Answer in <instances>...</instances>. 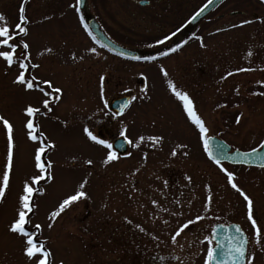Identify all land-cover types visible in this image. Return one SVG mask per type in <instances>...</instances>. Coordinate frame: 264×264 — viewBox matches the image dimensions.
Wrapping results in <instances>:
<instances>
[{"label":"rangeland","instance_id":"rangeland-1","mask_svg":"<svg viewBox=\"0 0 264 264\" xmlns=\"http://www.w3.org/2000/svg\"><path fill=\"white\" fill-rule=\"evenodd\" d=\"M150 1L149 7H141L131 0H87L85 11L111 41L127 49L154 50V59L127 61L94 42L76 0H0L5 18L0 26L13 30L24 7L28 35L21 42L30 45L26 63L39 65L25 72L28 79L36 78L34 88L26 90L14 83L19 65L9 68L0 60V118L12 125L14 142L9 186L0 198V264H28L22 239L9 227L17 218L24 183L39 174L35 151L41 143L45 179L38 188L32 185V211L26 220L35 242L52 253L51 264H204L205 237L218 222L239 224L250 241L247 262L264 264V170L222 164L253 201V218L261 230L257 239L246 202L207 160L198 129L168 87L171 82L187 94L207 136L224 140L231 150L261 147L264 0L225 1L198 23L182 47L164 56H157L158 48L165 47H157L161 44L156 41L181 37L208 0ZM235 12L243 14L231 15ZM44 81L62 90L56 94L59 100L39 91L51 92ZM126 94L130 107L117 117L108 104ZM44 99L51 101V111L43 107ZM27 106L40 109L31 118L37 141L27 138ZM84 127L109 144L123 137V130L132 143L124 156L105 164L108 150L90 141ZM152 137L162 139L154 142ZM6 164L7 133L0 120V186ZM137 186L145 192L138 193ZM78 192L84 195L61 212L63 200ZM126 218L129 237L121 231ZM146 218L159 223L147 225ZM185 224L174 243L172 237Z\"/></svg>","mask_w":264,"mask_h":264},{"label":"snow or ice","instance_id":"snow-or-ice-1","mask_svg":"<svg viewBox=\"0 0 264 264\" xmlns=\"http://www.w3.org/2000/svg\"><path fill=\"white\" fill-rule=\"evenodd\" d=\"M212 0H208L210 4ZM76 3L79 4L80 0H76ZM207 5H205V8ZM79 11V8H77ZM204 8L200 9V12H203ZM200 12H197L196 15H200ZM24 7L21 6L19 9V22L15 24V29H11L9 26H0V60L5 62L9 68H11L14 64L19 65V75L15 78L14 83L23 86L26 90H32L34 88V84L36 83V78L33 77L32 79H28L25 75V72L31 68H37L39 65L31 64L29 65L26 63L28 60V49L30 45L26 42L22 43L21 40L24 37H27L28 30L23 25L28 23V20L25 16ZM4 16L0 15V21L4 20ZM195 19V17H193ZM87 31V28L85 29ZM90 36L92 35L91 32L88 33ZM175 35V33H173ZM96 38L93 37V40ZM167 39L168 36H165L163 39H159L156 41L157 44H163ZM103 47V45H101ZM91 52H95V49H90ZM171 51H176L175 48L171 49ZM162 55H167V53H162ZM251 55V53H249ZM132 59L139 60L140 57H132ZM145 59H154L153 57H146ZM251 69H240L239 71H250ZM163 71V69H162ZM165 75L167 73L165 72ZM233 75V73L229 72L228 76ZM226 79V77H224ZM104 77H101V81H103ZM44 84L47 85L48 89H51V92L45 91L44 88H40L45 97L52 96L53 100H59L62 90L60 88L53 87L50 81H44ZM168 87L173 91L174 95L183 102V109L187 113V118L191 121L192 124L198 129L199 138L203 143L204 151L208 154V158L217 165L219 170L226 176L227 184L234 189L243 200L246 202V209H247V220L251 223V227L254 230V234L259 239L261 230L257 226V221L253 218L254 217V210H253V201L249 198V196L241 190L240 187L237 186L235 181V173L229 171L225 167L222 166L221 159L217 158L213 151L210 149V137L207 136L208 128L205 126L204 121L198 117L196 112L194 111L192 101L189 99L187 94L182 92L176 91L175 86L169 82ZM137 97L133 96L132 100H135ZM101 99H103V89H101ZM43 107L48 111H51L49 99L43 100ZM128 105L125 104L122 106L123 108L127 107ZM121 110V114H122ZM40 109L32 106H27L25 109V114L27 119V123L25 127L28 130L27 138L30 141H37L36 128L34 127V121L31 119L35 114L39 113ZM3 123V127L7 133V164L5 166V170L3 171L2 177V186H0V198L5 195V190L9 186L10 180V172L13 167V127L9 123L7 119L0 118ZM240 117H237L236 122L239 123ZM84 135L90 140L93 141L97 145L103 146V148L107 149V156L103 161L105 164H108L111 161L117 159V154L112 151V145L109 144L107 141L103 139H98L96 135H94L88 127L83 128ZM121 136L125 137V141L127 143H132V141L128 140L125 131H121ZM154 142L162 139L161 137H152L150 138ZM140 140H143V137H140ZM135 146V145H134ZM47 147H53V145H47ZM255 151V149L253 150ZM45 152V145L41 143V146L36 149L35 151V167L39 169V174L34 176L30 182H25L23 185L22 194L18 197V209H17V218L10 224L9 231L13 234H16L22 239L23 242V254L27 259L28 264H51V257L52 253L45 247L44 243H37L34 240V231L26 230L25 224L28 222L26 220V216L29 212L32 211L30 207V200L33 195V187L39 183L41 180L45 179L44 173L46 171L45 165L41 162V153ZM172 155H176L175 152ZM239 155V153H237ZM244 155H248L245 153ZM87 163H91V161H87ZM50 168L51 165H48ZM264 167V165H262ZM51 178V177H49ZM81 188L83 185L80 186ZM83 192H78L76 195L69 196L68 198L64 199L63 202L59 205L60 211L62 212L67 206L71 203L77 201L81 196H83ZM155 203V201H154ZM59 213H54V215H58ZM203 219L202 217H197V220ZM189 224L192 221L188 222ZM51 227V225H49ZM188 227V224L183 225V227L176 232V234L172 237L173 242L175 243L176 238L181 234V232ZM36 229L40 228V225L35 226ZM237 233L239 234V238L234 242L230 241L229 248H228V256L231 259L232 264H244L245 256H246V244L248 243L247 239L244 237V233L241 228L238 226L236 228ZM214 236V231L213 234ZM208 244L207 247V254L204 261V264H212V262L216 259V249L212 246V238L209 236L205 237V241ZM217 247H222L218 245ZM219 264H226L225 261H219ZM247 264H252V260L248 259Z\"/></svg>","mask_w":264,"mask_h":264},{"label":"water","instance_id":"water-1","mask_svg":"<svg viewBox=\"0 0 264 264\" xmlns=\"http://www.w3.org/2000/svg\"><path fill=\"white\" fill-rule=\"evenodd\" d=\"M223 1L225 0H212L210 4L207 2L205 4L207 5V7L205 8V5L202 7L204 8V11L200 12L199 10L198 12H200V15L197 16L195 14L193 16L195 17V19H193L192 17L189 20L186 28L184 29V33H187L191 29H193L200 20H202L206 15H208L211 11H213ZM137 4L139 6H146L148 3L145 1H140ZM85 5H86V0H80V3L78 4L79 10L84 11ZM83 18L86 22L88 29L90 30L93 37L96 38L97 42L100 45H103V47L109 50L111 53L129 60H136V59H132V57L141 56V53L137 51L124 49L111 42L100 30L99 25L97 24L95 19L87 12L83 14ZM129 101H130L129 96H122L120 98L114 99L110 102L109 109L110 111L114 112L116 115L121 116L128 108ZM125 104H127L128 106L123 108L122 110V106ZM121 110H122V114H121ZM210 138L211 139H210L209 147L213 151L214 155L217 158L221 159L222 163H227L230 165H241L245 167L264 168L262 167V165H264V144L261 146L260 149H255V151H253L254 149L250 151H238V150L230 151V147L222 140L215 137H210ZM127 146L128 143L122 137L117 138L112 143V148L119 154L125 153ZM237 153H239V155H237ZM245 153H247L248 155H244ZM237 227L238 225L236 224H230V225L217 224L212 227L210 235L212 241L214 242V248L216 249L215 252L216 259L212 262V264H219V261H225L226 264H232L231 259L228 256V248L230 241L234 242L239 238V234L236 231ZM213 231H214V236L212 235ZM244 237L246 238L245 234ZM218 245L222 247H217ZM246 247L247 244L245 248ZM244 264H245V260H244Z\"/></svg>","mask_w":264,"mask_h":264},{"label":"flooded vegetation","instance_id":"flooded-vegetation-1","mask_svg":"<svg viewBox=\"0 0 264 264\" xmlns=\"http://www.w3.org/2000/svg\"><path fill=\"white\" fill-rule=\"evenodd\" d=\"M132 1V3L133 4H136L135 3V0H131ZM145 1H147L148 2V4L145 6V7H149L150 6V4H151V1L150 0H145ZM164 1H166V0H159L158 1V3H162V2H164ZM161 5V4H160ZM217 10V9H216ZM216 10H214L213 12H215ZM212 12V13H213ZM211 14V13H210ZM243 13L242 12H240V13H238V12H235V14H231V15H242ZM209 16L210 15H208V16H206L203 20H205V19H208L209 18ZM222 16H223V14H221V15H218V18L217 19H221L222 18ZM198 25V24H197ZM197 25L194 27V28H196L197 27ZM192 32L193 31H189L188 33H184V31H183V35L180 37V35L178 34V35H176V36H173V37H169L170 39H168V40H166L163 44H161V45H157V47H165V48H158L160 51H158L159 52V55H157V56H164V55H162V53H167V55L168 54H172V53H175L180 47H182L183 45V43H186V40L191 36V34H192ZM110 35L112 36V37H114L113 36V34H111L110 33ZM115 38V37H114ZM114 43H116L117 45H119V46H121V47H123V48H126V46L124 45V44H121V43H118V42H116V41H114ZM98 44V43H97ZM173 48H175L176 49V51H171V49H173ZM102 49L107 53V54H109V55H111V56H113V57H116L115 55H113V54H111L108 50H106L105 48H103L102 47ZM162 49V50H161ZM140 51V53H142V54H144V55H142L141 57H140V59L139 60H148V59H145L146 57H152L153 56V54H150V53H154V50L153 51H150V50H146V51H142V50H139ZM116 58H118V59H121V58H119V57H116ZM121 60H123V59H121ZM36 134V133H35ZM37 135V134H36ZM38 139H40V137L38 138ZM116 153V152H115ZM117 154V153H116ZM44 156H45V154H42L41 155V158H44ZM119 156H124V155H119V154H117V157H119ZM42 163L45 165V169H46V163H45V161L44 160H42ZM252 169H256V170H264V169H259V168H252ZM124 178H125V176H124ZM125 185H128L127 184V182H126V184ZM38 186V184H36V188H38L37 187ZM138 188V186L136 187V189ZM138 193H140V194H143L145 191L143 190V189H139L138 188ZM124 192H126L125 190H124ZM126 209V208H125ZM125 209H123L122 210V212L123 211H125ZM115 212V211H114ZM113 212V213H114ZM117 214H119V213H117ZM255 219V218H254ZM128 220V221H127ZM256 220V219H255ZM146 222L148 223L147 225H156V224H158L159 223V221L157 220V219H153V218H146ZM217 224H223V225H227V224H230V222H226V223H217ZM236 224V223H235ZM27 225H28V223H26L25 224V228H26V230H28L27 229ZM121 225H122V229H121V231H124L123 232V235H125L126 234V236L127 237H129L130 236V227H131V223H130V218H126V221H123L122 223H121ZM239 225V224H238ZM242 229V228H241ZM246 234V233H245ZM246 236H247V241H248V243H247V248H246V256H245V261L247 262V257H248V255H249V253H250V250H249V246H250V241H249V237H248V235L246 234ZM34 240H36V236H35V233H34Z\"/></svg>","mask_w":264,"mask_h":264}]
</instances>
